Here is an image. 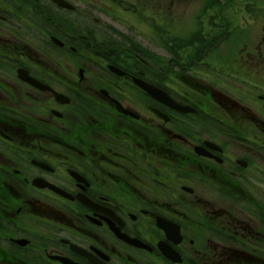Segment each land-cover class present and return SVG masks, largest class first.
I'll return each mask as SVG.
<instances>
[{
    "label": "flooded vegetation",
    "instance_id": "obj_1",
    "mask_svg": "<svg viewBox=\"0 0 264 264\" xmlns=\"http://www.w3.org/2000/svg\"><path fill=\"white\" fill-rule=\"evenodd\" d=\"M0 3V264H264V94L89 55L77 11ZM258 50L234 66L264 78Z\"/></svg>",
    "mask_w": 264,
    "mask_h": 264
},
{
    "label": "rangeland",
    "instance_id": "obj_2",
    "mask_svg": "<svg viewBox=\"0 0 264 264\" xmlns=\"http://www.w3.org/2000/svg\"><path fill=\"white\" fill-rule=\"evenodd\" d=\"M67 1L77 11L71 15L79 24L74 31L76 37L88 34L83 46L89 55L94 49L106 47L113 48L112 52L132 51L149 62L154 71H189V76L246 103L264 94V78L244 71L243 63L234 66L235 55L244 44L264 54V29L246 13L249 7L256 10L258 5L264 13V0ZM9 2L4 0L6 13L11 11ZM227 25L232 32L236 27L248 29L246 37L232 34L227 42L231 35L226 33ZM262 38L258 47L257 39ZM212 39L217 41L205 46Z\"/></svg>",
    "mask_w": 264,
    "mask_h": 264
},
{
    "label": "bare ground",
    "instance_id": "obj_3",
    "mask_svg": "<svg viewBox=\"0 0 264 264\" xmlns=\"http://www.w3.org/2000/svg\"><path fill=\"white\" fill-rule=\"evenodd\" d=\"M64 2H66V0H63ZM52 2H54L57 6H59V7H61V8H63V9H66V10H69V9H67V8H64V7H62V6H60L58 3H56L54 0H52ZM67 3V2H66ZM69 11H72V10H69ZM105 37V36H104ZM93 43V42H92ZM142 87L144 88V89H146L147 91H149V92H156L157 90L154 88V87H152V86H149V85H142ZM180 110H183V111H187L185 108H179Z\"/></svg>",
    "mask_w": 264,
    "mask_h": 264
},
{
    "label": "water",
    "instance_id": "obj_4",
    "mask_svg": "<svg viewBox=\"0 0 264 264\" xmlns=\"http://www.w3.org/2000/svg\"><path fill=\"white\" fill-rule=\"evenodd\" d=\"M56 3H58L60 6L67 8L69 10H74L75 8L71 6L70 4L64 2L63 0H54Z\"/></svg>",
    "mask_w": 264,
    "mask_h": 264
}]
</instances>
